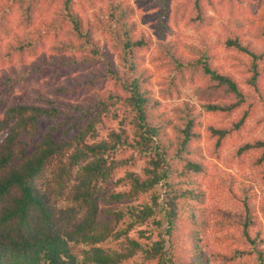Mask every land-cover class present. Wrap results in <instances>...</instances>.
Masks as SVG:
<instances>
[{"label": "trees", "instance_id": "obj_1", "mask_svg": "<svg viewBox=\"0 0 264 264\" xmlns=\"http://www.w3.org/2000/svg\"><path fill=\"white\" fill-rule=\"evenodd\" d=\"M81 1L96 9L92 20L79 14L74 0H0V46L15 32L13 54L9 55L17 54L24 61L28 55L46 50L52 41L50 66L57 69L54 79L64 75L67 83L59 85L57 81L51 91L77 94L70 97L76 102L66 114L57 100L35 88L12 99L15 91L27 88L25 75L8 73L3 80L6 86L0 92V264H122L138 255L142 256L141 264H214L221 260L232 263L240 258L264 264V239L260 232L251 233L255 223L246 207L248 201L244 202L246 218L242 229L245 245L232 255L210 252L205 247L202 233L206 224H199L195 213L193 228L185 231L180 222L181 209L187 200L197 201L200 194L191 186L192 179L189 186L178 185L185 178L190 179V172L199 175L203 171L202 165L192 159V142L199 135L196 127L200 116L184 102L174 110L170 122L161 118L157 100L145 88L144 71L138 69L137 50L146 42L135 36L131 7L122 0ZM148 1L158 11L146 16L145 21L168 32L165 18L174 0ZM204 1L211 3L193 0L192 11L200 22L206 20ZM99 3L104 5L97 9ZM246 25H240L242 33ZM226 45L248 57L252 76L247 82L255 87L263 53L257 51L254 40L240 36L227 40ZM197 49L198 56L189 60L169 49L170 88L181 94L180 85L186 76L200 77L205 86L196 91L205 95L203 99L207 97L204 109L232 115L246 102L245 93L231 75L213 68L207 49ZM43 59L41 65L48 66L46 56ZM75 72L78 77L72 80ZM175 77L181 81L175 84ZM108 85L112 87L107 88ZM217 95L221 96L220 102L212 100ZM10 99L12 102L7 104ZM118 105L130 110L132 138L124 130L115 129L106 137L101 135L103 117ZM61 117L68 125L69 136L58 141L55 134L62 126L43 132L41 120ZM243 119L236 124L237 130ZM167 128L171 136L165 133ZM210 132L217 137L219 146L232 130L211 128ZM127 148L147 157V166L143 175L127 172L114 180L116 171L130 162L118 160L119 151ZM255 149H263L261 163L264 140L245 144L239 152ZM177 162H181V169L176 167ZM173 175L180 177L177 183L172 182L176 177ZM112 185L126 189L113 192ZM158 186L165 188L163 194L158 193ZM143 194H151V202L134 204ZM162 195L165 202L160 205ZM102 198L110 205L105 217L101 215ZM149 224L155 227L138 231L146 244L131 236ZM182 240L190 243L188 251L192 257L184 255L179 244ZM107 242H115L116 247H103Z\"/></svg>", "mask_w": 264, "mask_h": 264}, {"label": "rangeland", "instance_id": "obj_2", "mask_svg": "<svg viewBox=\"0 0 264 264\" xmlns=\"http://www.w3.org/2000/svg\"><path fill=\"white\" fill-rule=\"evenodd\" d=\"M122 1L133 9L132 20L136 24V38L144 39L146 42L137 50L138 69L144 71L147 78L145 88L149 95L157 100L163 121L170 122L174 116V110L184 102L193 106L195 114L200 116L196 127L199 135L192 142L193 151H195L192 159H196L202 165L203 171L199 175L190 172V179L185 178L178 185L179 187L189 186L188 183L192 179L191 186L196 189L200 197L197 201L191 198L183 205L180 212L182 226L186 228L185 231L193 228L195 213L199 224H206L202 233L205 247L210 252L219 251L225 255H232L235 250L245 245L242 239V229L246 218L244 202L248 201L246 207H248L250 218L255 223L251 228V233L254 235L260 232L264 239V161L259 162L263 149L249 150L242 154L239 152L245 144L264 140V56L261 61V75L257 79L256 86L251 87L247 82L248 77L252 76V73L248 71V57L226 45L227 40L240 36L241 39L254 40L257 51L264 55V0H210L211 3L204 1L203 13L205 12L206 17L204 22L197 21V13L192 11L194 9L193 0H174L171 11L165 18L170 28L168 32L160 31L159 27L156 29L153 24L145 21L146 16H152L158 11L153 2L148 0ZM74 2V7L81 16L93 19V13L96 11L94 7L81 0H74ZM100 4L104 5V3H99L96 6L97 9L101 7ZM242 23L247 24L244 29L248 34H246L247 37L240 29ZM14 35L15 32L2 40L0 46V92L5 91L4 86L6 85L3 80L8 78V73L16 76L25 75V79L29 81L27 88L15 91L12 99L21 93L24 94L26 90L35 88L37 92L41 91L53 100H57L58 106L69 114L67 109L76 102L70 97L77 94L69 95L64 92L51 91L57 81L60 82L57 83L59 85L67 83L64 75L58 80L54 79L57 69L50 66L53 52L49 48L54 43L50 41L46 50L30 54L24 61H20L19 55L14 54L12 57L9 55L13 54L11 46L14 44ZM255 35L261 38H256ZM197 47L207 49L212 57L213 68L222 74L231 75L245 93L246 102L230 116L204 109L203 105L207 102V97L203 99L205 95H199L196 91L205 86L200 77L186 76L185 83L180 85L181 94L174 87L169 86L171 84L170 59L167 57L169 49L184 60H189L198 56ZM45 56L49 62L48 66L41 65ZM77 77L76 72L72 74V80ZM177 80L181 81L179 77H175V84ZM110 87L112 86H107V88ZM12 99L7 100V104L12 102ZM212 100L220 102L221 96L217 95ZM114 114L117 116L114 117ZM242 119L244 120L243 125L237 130L236 124ZM131 120L130 110L127 107L118 105L112 108V112L105 115L103 122L99 125L102 137H106L110 130L115 129L124 130L132 138L134 129L130 123ZM41 124L43 132L49 131L51 127L62 126L55 134L58 141L65 140L69 136V133L66 134L68 125L64 117L60 119L43 118ZM211 128H227L232 132L217 146V137L211 136ZM165 133L168 136L172 134L169 128ZM125 159L130 162L116 171L114 180L124 177L127 172L143 175L144 168L147 166V157L127 148L118 153V160ZM176 167L181 169V162H177ZM173 176L176 177H173L172 182L177 183L180 177ZM125 189L122 186H110L113 192ZM164 189L163 186L157 187L160 194H163ZM145 202H151V194L141 195L134 204ZM164 202L165 196L162 195L159 204L163 205ZM109 207L110 205L102 198L100 208L103 217L106 216L104 212ZM153 227H155L153 224H149L139 228L132 232L131 236L142 244H146L147 241L138 234V231L140 229L152 230ZM183 242L182 240L179 244L184 248L182 249L184 255L192 257L188 251L190 243L184 242L183 244ZM102 246L116 247V243L107 242ZM262 246L264 249V244ZM141 263L142 256L138 255L122 264ZM214 264H257V261L240 258L232 263H224L221 260Z\"/></svg>", "mask_w": 264, "mask_h": 264}]
</instances>
